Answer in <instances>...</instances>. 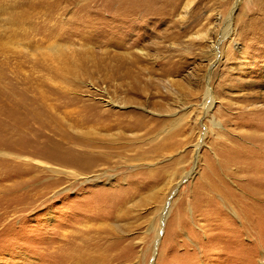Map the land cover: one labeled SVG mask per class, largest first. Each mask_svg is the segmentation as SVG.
<instances>
[{
    "label": "rangeland",
    "instance_id": "374dc122",
    "mask_svg": "<svg viewBox=\"0 0 264 264\" xmlns=\"http://www.w3.org/2000/svg\"><path fill=\"white\" fill-rule=\"evenodd\" d=\"M187 1L0 0V264H264V0Z\"/></svg>",
    "mask_w": 264,
    "mask_h": 264
},
{
    "label": "bare ground",
    "instance_id": "6f19581e",
    "mask_svg": "<svg viewBox=\"0 0 264 264\" xmlns=\"http://www.w3.org/2000/svg\"><path fill=\"white\" fill-rule=\"evenodd\" d=\"M191 3H193V0H188L185 4V7H189V5ZM167 4H169V3L165 2V0H139L137 11L135 12L136 14H134L133 17H136V18L141 17L142 19H148V17H153V18H155L153 20H156L157 18L160 20L162 17L164 18L165 16H169V14L173 12V10L177 9L176 8L177 6H174V8H173L172 3L170 5H167ZM165 6H168V8H166ZM163 9H165L166 11ZM171 9H172V12H171ZM131 12H132V10H131ZM130 16H132V15H130ZM231 18H232V13H231L230 17L227 18L226 30L228 29V27L232 21ZM202 106L205 110H208L211 106V95H210L209 90H207V93L205 94V99H204V103ZM122 117H123V119L127 120V117H125V116H122ZM128 118L130 119L133 117L129 116ZM120 121H123V120H120ZM131 122H127V124H129V123L131 124ZM135 123H136V121H135ZM127 127H129V125H127ZM91 148H93V147L91 146ZM96 153L97 152L94 153V151H91V154H95L94 157H95L96 161H105L106 160L105 154H96ZM92 165H93V163L91 162L89 166L91 167ZM54 173H56V172H54ZM70 174H72V173H70ZM69 176H71V175H69ZM72 176H74V175H72Z\"/></svg>",
    "mask_w": 264,
    "mask_h": 264
}]
</instances>
